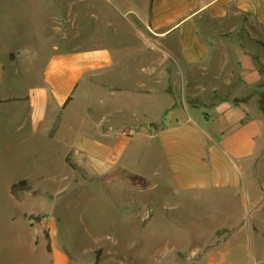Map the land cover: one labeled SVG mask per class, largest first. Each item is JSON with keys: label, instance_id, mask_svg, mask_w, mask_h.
Masks as SVG:
<instances>
[{"label": "crops", "instance_id": "0c3cea01", "mask_svg": "<svg viewBox=\"0 0 264 264\" xmlns=\"http://www.w3.org/2000/svg\"><path fill=\"white\" fill-rule=\"evenodd\" d=\"M10 5L0 1V105H23L21 129L51 136L83 100L89 118L80 126L88 131L61 141L82 169L75 170L78 183L127 194L132 207L145 189L165 186L172 210L207 199L210 210L235 215L246 208L257 218L253 227L264 225V115L255 102L264 90V34L256 29L264 30V0H154L152 13L150 0L134 3L125 14L139 42L54 55L44 83L34 87L25 13L17 9L16 20ZM21 87L30 93L14 95ZM14 116L0 111L7 154ZM153 168L157 181L149 179ZM44 231L50 264H72L52 241L56 224L45 223Z\"/></svg>", "mask_w": 264, "mask_h": 264}, {"label": "rangeland", "instance_id": "374dc122", "mask_svg": "<svg viewBox=\"0 0 264 264\" xmlns=\"http://www.w3.org/2000/svg\"><path fill=\"white\" fill-rule=\"evenodd\" d=\"M7 2L16 20L21 19L17 9L25 13V42L28 40L31 50L30 85L34 87L44 83V67L54 55H84L114 43L133 47L139 39L129 22L131 16L125 13L134 3L146 6L149 0ZM16 93L30 92L21 87ZM255 102L264 115V90L258 91ZM19 106L0 105L1 112L7 108L15 114L9 122V153L2 152L0 145V264H50L51 241L45 235V223L56 224L52 241L70 254L72 264H264V225L253 227L255 218L246 208L229 215L210 210L211 202L206 199L202 204L189 202L184 209L172 210L165 186L145 189L132 207L127 194L123 199L114 192H104L101 185L78 183L82 175L68 162H73V156L61 141L75 139L71 136L74 130L88 131L80 126L89 118L83 100L51 136L22 130L17 114L23 105ZM136 156L145 161L147 155ZM154 169L151 181H157ZM139 171L152 172L148 167ZM24 179L32 183V189L22 187L16 197L11 188ZM259 179L263 181L261 170ZM60 190L69 195L60 194ZM261 192L259 205L264 210ZM44 216L49 220L41 223Z\"/></svg>", "mask_w": 264, "mask_h": 264}, {"label": "trees", "instance_id": "16d2710c", "mask_svg": "<svg viewBox=\"0 0 264 264\" xmlns=\"http://www.w3.org/2000/svg\"><path fill=\"white\" fill-rule=\"evenodd\" d=\"M153 4H154V0H150V13H152ZM68 162L74 168V170H77L79 172H82V169L79 168V166L76 163L70 162L69 159H68ZM22 187L25 188V190H31L32 189V184L27 179L21 180L19 183H16V184H14L12 186V193L17 197V191H18V189H20ZM32 218H37L38 219V216L37 217L36 216H33Z\"/></svg>", "mask_w": 264, "mask_h": 264}, {"label": "built area", "instance_id": "2783aa9c", "mask_svg": "<svg viewBox=\"0 0 264 264\" xmlns=\"http://www.w3.org/2000/svg\"><path fill=\"white\" fill-rule=\"evenodd\" d=\"M122 134L124 136H127V137H132L133 132H132L131 129H124V130H122ZM48 220H49L48 217L47 216H44V217H42V220L41 221L47 222Z\"/></svg>", "mask_w": 264, "mask_h": 264}]
</instances>
